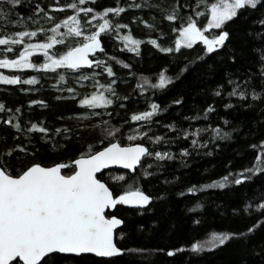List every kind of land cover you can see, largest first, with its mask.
<instances>
[{
  "label": "trees",
  "instance_id": "16d2710c",
  "mask_svg": "<svg viewBox=\"0 0 264 264\" xmlns=\"http://www.w3.org/2000/svg\"><path fill=\"white\" fill-rule=\"evenodd\" d=\"M226 1H1L0 59H15L29 41L52 37L47 51L56 57L101 38L108 81L97 77L95 90L108 114L79 117L87 95L46 89L37 72L58 80L66 72L45 55L32 54L33 66L18 71L0 64V75L16 77L0 81V167L17 176L33 164L62 163L69 175L75 158L111 142L148 148L133 173L99 176L115 196L151 197L145 208L110 212L123 220L116 237L123 253H52L39 264H264V0H242L209 25L210 9ZM189 24L218 42L208 47L202 34L177 42ZM71 36L76 42L66 45ZM215 235L224 239L192 249Z\"/></svg>",
  "mask_w": 264,
  "mask_h": 264
},
{
  "label": "water",
  "instance_id": "95a60500",
  "mask_svg": "<svg viewBox=\"0 0 264 264\" xmlns=\"http://www.w3.org/2000/svg\"><path fill=\"white\" fill-rule=\"evenodd\" d=\"M103 51L100 37L66 53L69 69H90ZM148 148L143 143L111 142L72 161L75 169L62 173L64 164H33L14 176L0 167V264L18 259L39 264L52 253L111 258L123 250L116 244L123 220L111 214L122 204L145 208L151 197L143 191L115 196L99 176L107 170L133 173Z\"/></svg>",
  "mask_w": 264,
  "mask_h": 264
},
{
  "label": "rangeland",
  "instance_id": "374dc122",
  "mask_svg": "<svg viewBox=\"0 0 264 264\" xmlns=\"http://www.w3.org/2000/svg\"><path fill=\"white\" fill-rule=\"evenodd\" d=\"M1 1L2 0H0V3ZM241 3L242 0H230L226 1L223 5L213 6L210 9L208 24L214 26L221 24L225 17L230 14L231 9L234 8L236 4ZM100 28L101 27L97 28V30H95L96 32L93 35L98 36V34L101 32ZM55 34L61 35V31H55L54 35ZM201 34L203 35V37L201 36ZM201 37L203 38V41L208 44V47H212L218 42V40L211 41L209 38H207L204 29H199L196 24H189L188 26L183 28L181 33L178 35L177 42H181L182 45H190ZM51 38L50 40L44 41L42 43H36L35 41L27 42V45L32 48L23 47L19 53V56H17L15 59H0V64L4 68L18 71L20 69H25L33 66V62L31 60L32 54L45 55L46 59L52 62L53 67L63 66V71L66 72L64 80H58L55 72H49L46 70L37 72V77L44 82V86L46 87V89H49L55 92L57 96L64 98H77L79 96V92H83V94L87 95L86 97L82 98V103H84V105L81 108V112L77 114V116L79 117L92 118L100 115H107L108 112L103 106L104 101L103 99H101L102 95L100 93H97L95 90V87H97V77H102L103 82L108 81V75L106 74L107 71L104 69L105 65H103L104 61L101 59L102 57L97 56V54H99L97 53L95 56V64L94 66H92V68L76 69V71L71 72L66 66L65 57L67 51L72 47L66 48L64 51L61 50V52L56 57H53L51 53H48L47 51L54 44V39ZM73 41L76 42L74 36L65 39L66 45L69 46L73 44ZM42 67L47 69L48 65L43 64ZM33 69L37 70L38 68L34 67ZM9 75L10 73L1 74L0 81L16 79L15 76L11 75V78ZM108 94H111V92H109ZM97 107H100V109H98ZM223 239L224 236L222 235L209 236L194 243L192 249L201 250L209 248Z\"/></svg>",
  "mask_w": 264,
  "mask_h": 264
},
{
  "label": "flooded vegetation",
  "instance_id": "af4514ba",
  "mask_svg": "<svg viewBox=\"0 0 264 264\" xmlns=\"http://www.w3.org/2000/svg\"><path fill=\"white\" fill-rule=\"evenodd\" d=\"M109 215H111L110 214V212L107 214V216H109ZM117 237V236H116ZM16 260H18V259H16ZM16 260H14V261H16ZM19 261V260H18ZM13 262V261H12ZM21 263V262H20ZM9 264H11V262L9 263ZM22 264V263H21Z\"/></svg>",
  "mask_w": 264,
  "mask_h": 264
}]
</instances>
